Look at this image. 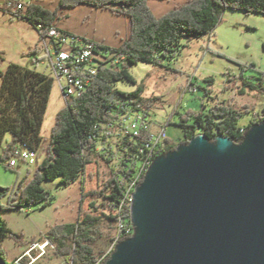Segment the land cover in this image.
I'll list each match as a JSON object with an SVG mask.
<instances>
[{
  "label": "trees",
  "instance_id": "trees-1",
  "mask_svg": "<svg viewBox=\"0 0 264 264\" xmlns=\"http://www.w3.org/2000/svg\"><path fill=\"white\" fill-rule=\"evenodd\" d=\"M149 1L59 0V5L54 11L37 4L25 11V18L31 26L35 28V25L41 23L48 28L60 19L59 11L87 5L129 18L131 36L119 49L95 44L101 51L107 52L106 61L98 68L97 77L88 92L68 100L67 105L57 113L46 157L34 172L33 178L30 181L23 180L17 191L0 187V253L6 261L2 243L8 238H16V235L1 218V213L22 212L33 206L46 208L51 205L53 200L49 192L43 188L46 181H58L61 186L67 187L80 180L84 184V175L93 165L91 151H88L89 136L95 132L98 124L105 120L106 113L125 98L151 107L153 100L145 98L144 85L138 83L131 74V69L140 63L160 66L161 59H173L183 47L184 40H195L211 35L220 24L224 12L229 9L264 15V0H189L185 5L157 18L150 11ZM0 78V145L8 135L12 138L9 146L23 143L39 152L46 141L43 127L55 79L19 64H11L5 71H0ZM241 80L242 94L248 90L258 89L243 76ZM205 82L208 87L215 84L213 78H208ZM117 84H129L136 88L133 92H122L115 88ZM259 87L264 88L262 84ZM206 93L208 95L210 90L206 89ZM175 114L179 115L180 122L177 125L182 128L184 138L179 145L171 144L168 140V152L189 145L198 135H204L211 142H215L217 134L226 135L235 144H241L253 125L264 122V118L261 117L250 126L241 127L240 120L243 114L220 105L207 109L204 104L201 112L188 111L182 114L176 110ZM10 156L11 153L5 149V154L0 155V164ZM143 181L144 177L142 183ZM84 188L83 203L80 207L81 217L78 221L56 225L47 232L45 238L57 247L58 255L70 256L74 263L107 264L116 248L101 259H98L94 251L97 236L101 232L100 222L106 215L104 213L83 215V205L91 201L90 207L97 210L94 199H102V206L106 209L116 207L121 204L119 196L122 192L111 180L99 189L85 191ZM4 197L10 198L7 204L1 203ZM121 215L124 225L122 235L116 240H111L116 247L121 241L133 237L136 231L131 222V208L125 206ZM109 218L112 222L118 223L119 217L114 209L110 211ZM129 229L131 232H128ZM23 257L25 259L26 255Z\"/></svg>",
  "mask_w": 264,
  "mask_h": 264
},
{
  "label": "rangeland",
  "instance_id": "rangeland-1",
  "mask_svg": "<svg viewBox=\"0 0 264 264\" xmlns=\"http://www.w3.org/2000/svg\"><path fill=\"white\" fill-rule=\"evenodd\" d=\"M50 1L42 0L46 7H49ZM182 44L183 47L173 59H161L163 67L156 66L150 69L148 76L141 78V81L145 80V98L153 100L150 108L156 122L167 126L170 120L167 135L171 144L179 145L184 138L182 128L177 125L180 119L175 114L176 110L186 114L188 111H203L204 104L207 109L215 105L225 106L243 114L241 127L264 118V88L259 87L261 84L264 87V15L229 9L224 12L220 24L211 35L195 40L186 39ZM11 64L52 76L50 61L40 45V33L36 28L24 19L0 13V71H5ZM145 68L141 64L132 69L131 74L139 80ZM242 76L258 89L242 94ZM208 78L215 80L214 86L208 87L205 82ZM115 88L122 92L130 90L121 84ZM206 89L210 90L208 95ZM65 106L62 93L55 84L43 127L46 141L38 152V163L29 166L18 159L17 168L13 170L8 166L9 158L6 159L0 164V187L17 191L23 180L33 178L46 157L56 115ZM5 149L6 140L0 145V155L5 154ZM109 174L107 165L97 158L88 168L84 184L80 180L67 187L61 186L58 181H46L43 188L53 200L48 207L33 206L22 212H4L5 221L16 235V238H8L2 243L7 263L79 264L74 263L70 256L58 255L57 247L50 244L45 235L56 225L77 222L81 217L83 188L85 191L102 188ZM8 201L10 198L4 197L1 203L7 204ZM94 201L97 210L90 207L91 201L87 202L83 205V215H106L101 219V232L94 245L95 255L101 259L114 249L115 244L111 240L118 238L121 228L119 223L110 220V211L102 206L103 200ZM40 248L44 249L43 254Z\"/></svg>",
  "mask_w": 264,
  "mask_h": 264
},
{
  "label": "water",
  "instance_id": "water-1",
  "mask_svg": "<svg viewBox=\"0 0 264 264\" xmlns=\"http://www.w3.org/2000/svg\"><path fill=\"white\" fill-rule=\"evenodd\" d=\"M131 212L137 233L107 264H264V122L155 160Z\"/></svg>",
  "mask_w": 264,
  "mask_h": 264
},
{
  "label": "built area",
  "instance_id": "built-area-1",
  "mask_svg": "<svg viewBox=\"0 0 264 264\" xmlns=\"http://www.w3.org/2000/svg\"><path fill=\"white\" fill-rule=\"evenodd\" d=\"M33 5V0H0V13L26 20L25 11ZM35 28L40 33V45L50 61L54 84L59 87L66 105L68 100L85 95L94 83L101 63L106 61L107 52L101 51L94 43H86L77 36L61 31L54 24L45 28L39 23ZM167 130V126L156 122L150 107L125 98L106 113L105 120L89 136L88 151H91L93 160L98 158L110 171L106 183L111 180L122 192L119 196L121 204L107 209H114L119 217V236L124 226L122 210L125 206L132 208L134 195L143 177L155 160L168 153ZM217 138L229 137L217 134ZM6 149L11 153L10 169L17 168L18 159L29 166L38 163V152L23 143L6 145ZM87 172L84 177H87ZM40 249L43 254L44 249Z\"/></svg>",
  "mask_w": 264,
  "mask_h": 264
},
{
  "label": "crops",
  "instance_id": "crops-1",
  "mask_svg": "<svg viewBox=\"0 0 264 264\" xmlns=\"http://www.w3.org/2000/svg\"><path fill=\"white\" fill-rule=\"evenodd\" d=\"M188 1L189 0H150L148 5L152 14L160 18L170 11L185 5ZM33 2L50 11H54L59 5V0H51L49 2V7H46L47 5L43 3L42 0H33ZM58 14L60 19L54 23L58 29L77 36L83 41L101 45V47L119 49L131 36L130 19L124 16H117L109 11L96 9L87 5H80L73 10H61ZM141 64L146 68L140 79L136 80L139 84L144 85L145 80L141 81V78L148 76L150 69H154L156 66L146 63H140L139 65ZM163 66L164 64L162 62L161 67ZM122 85L125 86L126 89H130L128 92H133L136 88L129 84ZM10 141H12V138L7 135V146L10 144ZM3 213L4 212L1 213V218L5 221ZM5 223L7 224L6 221Z\"/></svg>",
  "mask_w": 264,
  "mask_h": 264
}]
</instances>
